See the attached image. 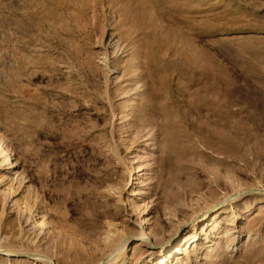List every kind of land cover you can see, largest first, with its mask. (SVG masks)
<instances>
[{"label": "rangeland", "instance_id": "obj_1", "mask_svg": "<svg viewBox=\"0 0 264 264\" xmlns=\"http://www.w3.org/2000/svg\"><path fill=\"white\" fill-rule=\"evenodd\" d=\"M0 264H264V0H0Z\"/></svg>", "mask_w": 264, "mask_h": 264}, {"label": "bare ground", "instance_id": "obj_2", "mask_svg": "<svg viewBox=\"0 0 264 264\" xmlns=\"http://www.w3.org/2000/svg\"><path fill=\"white\" fill-rule=\"evenodd\" d=\"M144 237H145V236H144ZM144 237H143V238H144ZM143 238H141V240H142ZM144 239H145V238H144ZM167 247H168V246H167Z\"/></svg>", "mask_w": 264, "mask_h": 264}]
</instances>
